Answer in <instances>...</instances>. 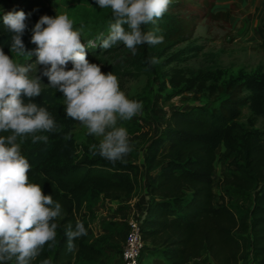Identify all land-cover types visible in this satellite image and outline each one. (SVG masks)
<instances>
[{
    "label": "trees",
    "instance_id": "1",
    "mask_svg": "<svg viewBox=\"0 0 264 264\" xmlns=\"http://www.w3.org/2000/svg\"><path fill=\"white\" fill-rule=\"evenodd\" d=\"M217 0H171L168 11L155 24L144 26L145 31L159 28L157 35L164 41L154 46L172 47L190 40L200 20L206 17L229 20L231 12L214 10ZM56 0H26L15 11L27 15V30L22 39L27 50L31 43V29L42 15H56ZM0 13V48L10 52L11 36L3 25ZM264 46V26H263ZM153 46H137L136 54H130L137 67L147 69L143 54ZM200 50V46L192 48ZM100 48L87 51V59L96 58ZM253 94L245 93L247 84ZM220 86L225 96L218 105L197 104L188 108H174L159 134L147 142L144 165L150 172L148 182L150 199L143 217V237L146 252L155 254L150 264H193L206 255L215 264H240L246 250L251 251L256 264H264V128L247 127L238 120L242 108L250 102L251 95L264 97V85L246 81ZM57 89L42 87L35 103L47 108L61 129L70 122ZM25 102L27 99L25 98ZM61 131V130H60ZM50 135L47 145L33 144L26 138L21 153L31 164L28 173L31 183L40 184L45 195H51L62 205L61 219L57 218L56 238L42 249L41 258L61 262L74 254L87 258L102 256L101 248L88 242L87 235L73 241L68 250L66 226H73L79 217L77 199L84 198L90 190L113 199L131 200L141 184L143 175L139 149L132 142L133 150L124 162L112 164L99 155L61 164L52 162L58 148L57 133ZM56 133V134H55ZM9 133L0 132L6 136ZM53 135L55 136L53 138ZM20 140L18 139L17 142ZM223 143L233 156L234 168L224 177L227 187L218 198L215 190L217 148ZM249 195L255 190V203L250 210L238 214L229 205V192ZM228 193V196H227ZM86 200V198H85ZM62 224L65 227L62 228ZM85 229L86 224L83 222ZM127 229L124 233V239ZM146 244L156 246L155 251ZM151 249V250H149ZM48 254H53L48 256ZM162 254V255H159ZM142 263V260H141Z\"/></svg>",
    "mask_w": 264,
    "mask_h": 264
},
{
    "label": "rangeland",
    "instance_id": "2",
    "mask_svg": "<svg viewBox=\"0 0 264 264\" xmlns=\"http://www.w3.org/2000/svg\"><path fill=\"white\" fill-rule=\"evenodd\" d=\"M56 1V14L68 15L73 21L74 30L80 31L81 41L87 51L100 48L101 40L109 34L111 10L100 9L95 0ZM214 10L230 11L229 20L203 18L190 40L172 47L149 48V51L143 54L144 61L147 62L151 56L156 57L158 63L148 66L147 69L137 67L130 58L132 52L122 43L107 50L100 48L96 58L88 59L100 65L102 72H112L128 98L143 104L141 115L121 122V126L127 129L132 142L139 149V164L144 162L147 142L164 128L166 119L174 108H188L206 103L211 106L218 105L225 96L220 86L228 82L234 84L253 80L264 85V0H217ZM241 22L245 25L241 26ZM195 46H200L201 49L193 51ZM12 59L23 66L31 65L30 77L40 75L35 55L30 57L14 53ZM41 80V88L50 87L46 77H41ZM246 84L245 93L253 94L254 88L249 87L247 82ZM61 101L63 103V94ZM238 120L247 127L263 129L264 97L260 94L251 95L250 102L243 106ZM69 133L71 138L64 139ZM40 134L47 135L46 132ZM55 136L53 135V138ZM57 137L59 145L52 160L55 164L91 157L90 145L99 142V138L89 136L86 128L73 119L57 133ZM25 141L27 140L18 143L22 146ZM232 160L233 156L221 143L217 148L215 172V190L218 198L227 187L224 177L234 168ZM141 178L135 196L129 201L113 199L93 190L86 193L83 200L77 199L79 217L87 226L88 242H93L96 247L101 248V257L87 258L74 254L68 261L55 262L48 259L51 264H122L121 250L129 219L141 216L151 198L148 183H145L150 180V172L143 171ZM260 187L264 190V184H260ZM227 191L228 203L238 214L250 210L255 203V190L250 191L249 195L232 193L228 188ZM146 246V251L148 247L159 250L156 246ZM205 254L193 264H215L207 257V253ZM154 256L155 254L146 252L142 264H150ZM251 257V251L246 250L241 261L249 259L254 262ZM45 259L44 255L32 264H40Z\"/></svg>",
    "mask_w": 264,
    "mask_h": 264
},
{
    "label": "clouds",
    "instance_id": "3",
    "mask_svg": "<svg viewBox=\"0 0 264 264\" xmlns=\"http://www.w3.org/2000/svg\"><path fill=\"white\" fill-rule=\"evenodd\" d=\"M100 9H110L109 34L101 40L102 50L122 43L133 55L137 46L161 44L159 28L145 31L144 26L155 24L168 11L171 0H95ZM3 25L12 33L10 52L35 55L40 75L30 77L31 65L15 62L0 48V264H32L46 244L56 238L62 205L51 195H45L40 184L31 183L28 173L31 164L21 153L23 141L47 145L49 137L40 133L61 130L47 108L33 102L42 93L41 77L50 87L63 94L67 117L79 122L89 136L99 138L90 145L93 156L108 162H124L133 145L121 122L141 115V101L129 99L121 90L118 78L101 71L100 65L87 59V48L80 31L74 30L67 14L42 15L31 29V43L27 50L23 35L27 30V15L23 11H9L2 16ZM127 26V27H125ZM158 63L148 57L149 67ZM71 64V68H69ZM25 98L27 102H25ZM71 134L64 139H70ZM68 250L73 241L87 235L83 222L69 223L65 228ZM40 264H51L43 260Z\"/></svg>",
    "mask_w": 264,
    "mask_h": 264
},
{
    "label": "built area",
    "instance_id": "4",
    "mask_svg": "<svg viewBox=\"0 0 264 264\" xmlns=\"http://www.w3.org/2000/svg\"><path fill=\"white\" fill-rule=\"evenodd\" d=\"M146 211L147 207H145V211L141 215L142 218L138 216L129 219L127 233L121 250L122 264H142V254L145 249L142 219L146 215Z\"/></svg>",
    "mask_w": 264,
    "mask_h": 264
},
{
    "label": "crops",
    "instance_id": "5",
    "mask_svg": "<svg viewBox=\"0 0 264 264\" xmlns=\"http://www.w3.org/2000/svg\"><path fill=\"white\" fill-rule=\"evenodd\" d=\"M25 4H26V0H0V13H6V12H9V11L16 10V9H18L19 7H21V6L25 5ZM240 25L242 26V25H245V24H244V22H241ZM141 165H142L143 171L147 170L146 166L144 165V162ZM148 182H149V180L146 181L145 183H148ZM139 218H142V217L139 216ZM251 260H252V257H251ZM240 264H256V263L250 261L249 259H246L244 261H241Z\"/></svg>",
    "mask_w": 264,
    "mask_h": 264
}]
</instances>
